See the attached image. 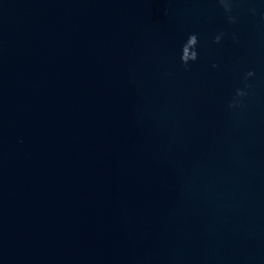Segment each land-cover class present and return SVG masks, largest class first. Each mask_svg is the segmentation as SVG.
Returning <instances> with one entry per match:
<instances>
[{"label":"water","instance_id":"95a60500","mask_svg":"<svg viewBox=\"0 0 264 264\" xmlns=\"http://www.w3.org/2000/svg\"><path fill=\"white\" fill-rule=\"evenodd\" d=\"M0 264H264V0H0Z\"/></svg>","mask_w":264,"mask_h":264},{"label":"clouds","instance_id":"9594fccd","mask_svg":"<svg viewBox=\"0 0 264 264\" xmlns=\"http://www.w3.org/2000/svg\"><path fill=\"white\" fill-rule=\"evenodd\" d=\"M229 7V4L228 3H225V8H228ZM233 19V21H234V18H232ZM217 42H219V40H220V37L219 36H217ZM253 75V73L252 72H249L248 73V76H252Z\"/></svg>","mask_w":264,"mask_h":264}]
</instances>
